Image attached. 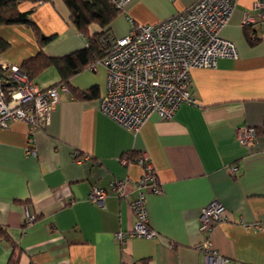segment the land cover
Returning <instances> with one entry per match:
<instances>
[{"label":"crops","instance_id":"0c3cea01","mask_svg":"<svg viewBox=\"0 0 264 264\" xmlns=\"http://www.w3.org/2000/svg\"><path fill=\"white\" fill-rule=\"evenodd\" d=\"M196 1L127 0L108 30L122 37L135 23L156 24ZM256 1L239 0L220 32L236 44L238 58L192 70L200 106L184 103L171 119L154 113L134 133L100 111L107 71L97 59L69 78L68 91L59 90L49 123L30 130L15 119L0 127V264L13 254L18 264H203L197 245L205 238L235 264H264V20L243 23ZM32 8L31 18L53 37L45 54L63 56L87 45L64 0L20 3L21 10ZM0 35L10 42L0 54L7 67L39 51L26 24L2 25ZM60 80L52 65L33 81L45 89ZM246 125L257 128L258 144L241 143ZM141 155L163 190L147 194L148 224L158 237L120 241L115 233L132 228L135 215L111 183L139 179ZM94 184L108 189L101 204L90 199ZM214 201L226 217L203 230V209Z\"/></svg>","mask_w":264,"mask_h":264},{"label":"built area","instance_id":"2783aa9c","mask_svg":"<svg viewBox=\"0 0 264 264\" xmlns=\"http://www.w3.org/2000/svg\"><path fill=\"white\" fill-rule=\"evenodd\" d=\"M126 1L114 0L119 7ZM238 2L197 0L166 20L156 24L135 23L127 35L111 37L106 55L100 61L107 71L106 90L99 99L100 111L137 133L154 113L163 119H171L184 103L200 106L191 90L192 70L216 68L238 58L236 44L220 34L230 22ZM253 10V14L245 13L244 25L264 20V0H257ZM0 65L11 72V78L0 74V127H7L15 119L28 122L30 130L49 123L52 111L60 102L59 90L68 91L67 84L40 89L19 65ZM257 131L255 126L241 127V143L248 146L258 144ZM29 153L35 155L36 150L29 148ZM122 161L128 163L129 159L123 158ZM137 161L143 167L139 179L128 176L111 183V189L129 201L135 215L132 228L115 233L120 241L129 237H158L148 224L147 194L162 193V186L148 157L141 155ZM233 174H236L235 167ZM135 190L136 194L132 195ZM107 195L108 189L98 184L92 186L89 194L92 201L100 204ZM203 217L201 228L210 230L214 223L226 217V210L214 201L204 207ZM197 249L203 252V264H235L213 247L210 238L202 240Z\"/></svg>","mask_w":264,"mask_h":264},{"label":"trees","instance_id":"16d2710c","mask_svg":"<svg viewBox=\"0 0 264 264\" xmlns=\"http://www.w3.org/2000/svg\"><path fill=\"white\" fill-rule=\"evenodd\" d=\"M24 1L37 3L46 0H0V26L26 24L34 30L40 46L39 51L35 56L25 58L19 65L20 70L30 80H35L45 68L54 65L59 70L61 80L45 89L58 86L61 83L68 84L72 75L83 70L95 60L105 57L112 39L108 27L121 8L114 0H64L70 10L72 24L87 37L88 42L84 48L63 56H49L44 53L43 45L53 37L44 35L36 21L31 18L33 8L30 10L20 9V3ZM93 24H97L100 30L91 32L90 27ZM9 46L10 42L0 35V54L5 52ZM0 74L11 78L10 70L1 65ZM83 95L91 96L88 93ZM8 264H18V257L13 254Z\"/></svg>","mask_w":264,"mask_h":264}]
</instances>
